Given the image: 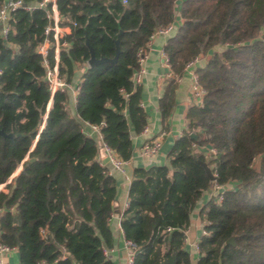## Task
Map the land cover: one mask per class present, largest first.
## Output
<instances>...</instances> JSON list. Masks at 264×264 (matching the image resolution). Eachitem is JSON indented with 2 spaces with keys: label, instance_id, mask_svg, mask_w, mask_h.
Masks as SVG:
<instances>
[{
  "label": "trees",
  "instance_id": "1",
  "mask_svg": "<svg viewBox=\"0 0 264 264\" xmlns=\"http://www.w3.org/2000/svg\"><path fill=\"white\" fill-rule=\"evenodd\" d=\"M21 1L32 8L43 0ZM57 5L61 25L71 28L62 39L68 46L60 48L59 71L68 85L78 82L75 111L69 90L51 98L37 51L51 24L50 6L18 9L10 20L14 30L0 38V130L15 135L0 134V244L16 248L21 264H113L105 250L115 242L110 221L117 180L99 162L92 127L120 159L131 160V132L141 134L148 124L143 88L133 81L142 69L138 54L179 13L183 22L164 48L175 75L194 58L222 51L196 70L205 96L200 107L189 108L188 129L175 141L170 165L134 169L123 234L133 244L134 264H191V213L218 185L222 190L201 211L198 264H264V0ZM118 39L116 62L89 66L87 42L98 60H112ZM49 59L54 65V46ZM78 66L85 67L80 78ZM176 89V79H169L159 102L163 122L175 109ZM23 102L27 111L19 112Z\"/></svg>",
  "mask_w": 264,
  "mask_h": 264
},
{
  "label": "crops",
  "instance_id": "2",
  "mask_svg": "<svg viewBox=\"0 0 264 264\" xmlns=\"http://www.w3.org/2000/svg\"><path fill=\"white\" fill-rule=\"evenodd\" d=\"M7 2L8 0H4V3ZM182 22V18L179 13H177L175 24L179 26ZM66 31L67 35L71 34V29H67ZM167 40V37L157 36L151 40L147 50V57L143 64L140 86L143 88L142 107L148 115L147 128L149 131L148 133L142 132L141 134H136L135 131L131 132L133 156L130 161H127L125 172L115 170L104 153L99 155V162L102 163L104 167H107L117 180L115 212L110 221L115 242L113 248L107 250L109 251L108 258L113 264H129L131 248H129L127 240L123 234L121 221L123 213L128 207V195L134 169L139 167L148 168L152 166H169L170 161L168 155L175 141L188 129L187 113L189 108L192 106L200 107L202 105V102L197 100L193 95L194 78L192 73L184 70L182 75H175L171 67L167 65L164 57V48ZM220 51H222L221 47L212 50L207 55H203V60L197 66V69L204 67L214 53ZM77 69L80 78L85 67L78 66ZM171 78H175L177 83L176 105L172 115L166 122H163L159 109V102L163 97L165 87ZM77 87L78 82L71 86V89L69 90L72 111H75L76 107V98L78 94L76 92ZM156 139L161 140L162 142L159 152L153 156H143L141 153L142 147ZM2 187H0V189ZM218 193L219 191L213 186L205 191L201 200L197 203L191 213L190 225L186 230V248L190 253L191 264H198L199 262L200 254L198 243L201 237L205 234V224L201 218L202 208L211 199L216 197ZM0 259L8 264H21L19 253L17 251L0 257Z\"/></svg>",
  "mask_w": 264,
  "mask_h": 264
},
{
  "label": "built area",
  "instance_id": "3",
  "mask_svg": "<svg viewBox=\"0 0 264 264\" xmlns=\"http://www.w3.org/2000/svg\"><path fill=\"white\" fill-rule=\"evenodd\" d=\"M124 3H126V0H123ZM48 6L51 7L50 12L48 13V19L51 21V24L48 25L45 28L44 35L46 36L45 41L38 47V53L42 57V65L46 70L45 80L48 84L49 91L51 93V98L54 97V95L58 92H65L67 90L71 89V86L67 84V82L60 76L59 71V63H60V48L61 46H68L67 42L62 43V39L67 35V29H71L70 27H62V22L65 20V18L61 17L58 11V5L57 0H43L41 3H39L37 6H34L32 8H27L24 6L23 2L21 0H8L7 3L2 4L0 6V38L3 40H7L8 35L10 32H12L14 29L10 25V20L12 19L13 14L20 8H26L28 10L40 8L44 9ZM178 26L176 24H172L167 28H163L158 30L152 37V40L157 36L162 37H170L172 36ZM55 47V63L54 65H51L49 55H50V49L52 47ZM165 60L167 65H169V59L166 54H164ZM139 60L140 64L142 66V69L140 72L136 73L133 77V81L135 84L140 85L141 84V77L143 73V64L145 62V59L147 57V50H140L139 51ZM203 56H198L194 58L192 61L186 64L185 71L191 72L194 78V86H193V95L197 100H200L203 102V98L205 96V90L200 86L198 81V75L196 73L197 66L202 62ZM170 66V65H169ZM2 73V70L0 69V74ZM76 92H79V88H76ZM124 96L127 97L125 92H123ZM27 111L25 102H23V106L20 109L19 112ZM92 131L96 133L100 140L101 145V154H105V156L109 159L111 165L113 168L119 172H125V166L127 164L126 161H123L118 157L116 152L109 148L104 142L102 141V137L99 132V128L96 126L92 127ZM148 128L146 127L144 129V133H148ZM162 146L161 140H154L151 143H148L144 145L141 149V153L143 156H153L156 155L160 148ZM212 153H216L213 149L210 150ZM102 166L103 164L100 163ZM10 182V181H9ZM218 191L222 190V186H214ZM222 199V197H221ZM168 232L171 231V229L167 230ZM127 244L129 248H131V254L129 259V264H134V255H133V244L130 241H127ZM199 250V249H198ZM18 250L16 248H12L6 245L0 244V257H3L11 252H14ZM109 251L105 250V255L108 257ZM0 264H8L2 259H0Z\"/></svg>",
  "mask_w": 264,
  "mask_h": 264
},
{
  "label": "water",
  "instance_id": "4",
  "mask_svg": "<svg viewBox=\"0 0 264 264\" xmlns=\"http://www.w3.org/2000/svg\"><path fill=\"white\" fill-rule=\"evenodd\" d=\"M119 42H120V40L118 39L117 42H116L117 53H116L115 58L112 59V60H110V59H100V60H98L96 58V56H95L94 50L90 46L89 42H87V45H88V47L91 50V59L89 60V63H88L89 66L90 67H93V66H95L98 63H105V62H112V63H114V62H116L117 59H118V57H119V55H120V52H121L120 46H119ZM36 132L37 131L34 130L32 133L35 134ZM0 134L3 135V136H5V137H11V138L15 137V135H6V133L3 130H0ZM192 137L194 139H197V136H195V135H192ZM202 165L205 168V170H206L208 176L211 178V180L212 181H215V176L213 175L212 169L209 167L208 163L207 162H203ZM234 241L235 240L232 238L228 243L234 244Z\"/></svg>",
  "mask_w": 264,
  "mask_h": 264
},
{
  "label": "rangeland",
  "instance_id": "5",
  "mask_svg": "<svg viewBox=\"0 0 264 264\" xmlns=\"http://www.w3.org/2000/svg\"><path fill=\"white\" fill-rule=\"evenodd\" d=\"M0 29H1V26H0ZM3 189H4V186L0 189V191L3 190Z\"/></svg>",
  "mask_w": 264,
  "mask_h": 264
}]
</instances>
